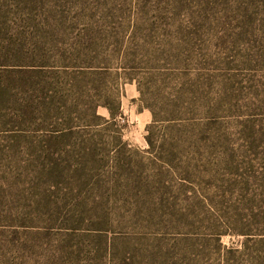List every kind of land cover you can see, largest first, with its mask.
Here are the masks:
<instances>
[{
  "label": "rangeland",
  "instance_id": "1",
  "mask_svg": "<svg viewBox=\"0 0 264 264\" xmlns=\"http://www.w3.org/2000/svg\"><path fill=\"white\" fill-rule=\"evenodd\" d=\"M0 264H264V0H0Z\"/></svg>",
  "mask_w": 264,
  "mask_h": 264
},
{
  "label": "trees",
  "instance_id": "2",
  "mask_svg": "<svg viewBox=\"0 0 264 264\" xmlns=\"http://www.w3.org/2000/svg\"><path fill=\"white\" fill-rule=\"evenodd\" d=\"M105 107H107L110 110L111 116L113 117L115 115L114 110L109 105H105ZM120 107H121V105L119 103L118 106H117V108H120Z\"/></svg>",
  "mask_w": 264,
  "mask_h": 264
}]
</instances>
